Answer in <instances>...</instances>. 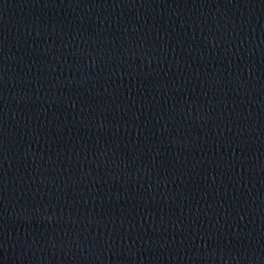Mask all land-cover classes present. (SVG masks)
I'll list each match as a JSON object with an SVG mask.
<instances>
[{"label": "water", "instance_id": "95a60500", "mask_svg": "<svg viewBox=\"0 0 264 264\" xmlns=\"http://www.w3.org/2000/svg\"><path fill=\"white\" fill-rule=\"evenodd\" d=\"M0 264H264V0H0Z\"/></svg>", "mask_w": 264, "mask_h": 264}]
</instances>
